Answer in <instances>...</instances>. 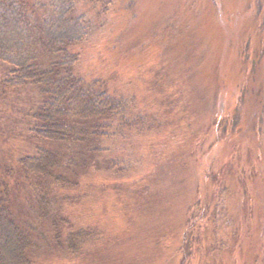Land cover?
Segmentation results:
<instances>
[{
  "label": "rangeland",
  "instance_id": "rangeland-1",
  "mask_svg": "<svg viewBox=\"0 0 264 264\" xmlns=\"http://www.w3.org/2000/svg\"><path fill=\"white\" fill-rule=\"evenodd\" d=\"M75 15L76 75L127 108L97 151L36 140L38 90L4 89L0 62V180L32 264H264V0H79ZM39 149L66 184L20 172ZM78 232L92 237L72 253Z\"/></svg>",
  "mask_w": 264,
  "mask_h": 264
},
{
  "label": "trees",
  "instance_id": "trees-1",
  "mask_svg": "<svg viewBox=\"0 0 264 264\" xmlns=\"http://www.w3.org/2000/svg\"><path fill=\"white\" fill-rule=\"evenodd\" d=\"M78 2L48 0L42 5V0H0V62L10 69L3 87L38 90L39 103L30 115L34 139L53 145L92 146L97 151V144L127 103L75 73L79 58L71 48L84 42L89 33L86 19L75 15ZM224 95L228 98V93ZM62 167V157L52 149H39L36 157L19 162L25 176L58 185L67 183L60 174ZM11 202L10 188L0 180V264H32L36 243L14 219ZM91 237L89 232L72 234L66 238V249L79 253Z\"/></svg>",
  "mask_w": 264,
  "mask_h": 264
}]
</instances>
